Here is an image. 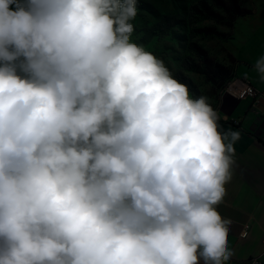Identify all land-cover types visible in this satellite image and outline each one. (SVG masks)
Segmentation results:
<instances>
[{"label":"clouds","instance_id":"1","mask_svg":"<svg viewBox=\"0 0 264 264\" xmlns=\"http://www.w3.org/2000/svg\"><path fill=\"white\" fill-rule=\"evenodd\" d=\"M137 14L0 0V264L230 260L216 206L238 133L131 41Z\"/></svg>","mask_w":264,"mask_h":264},{"label":"crops","instance_id":"2","mask_svg":"<svg viewBox=\"0 0 264 264\" xmlns=\"http://www.w3.org/2000/svg\"><path fill=\"white\" fill-rule=\"evenodd\" d=\"M252 13L238 18L232 49L239 63L236 75L249 78L258 89L255 63L264 56V0H251ZM221 133H238L225 140L232 146L231 179L226 195L216 206L222 218L232 221L228 233L230 260L239 264L251 257L264 259V98H239L224 91L216 110Z\"/></svg>","mask_w":264,"mask_h":264},{"label":"rangeland","instance_id":"3","mask_svg":"<svg viewBox=\"0 0 264 264\" xmlns=\"http://www.w3.org/2000/svg\"><path fill=\"white\" fill-rule=\"evenodd\" d=\"M223 3L240 9L232 24ZM131 41L157 56L193 98H208L217 110L239 59L233 52L238 18L253 12L251 0H137ZM222 21V22H221ZM255 78L264 81L261 73Z\"/></svg>","mask_w":264,"mask_h":264},{"label":"built area","instance_id":"4","mask_svg":"<svg viewBox=\"0 0 264 264\" xmlns=\"http://www.w3.org/2000/svg\"><path fill=\"white\" fill-rule=\"evenodd\" d=\"M225 91L236 95L239 98L252 96L257 101L264 98V89H258L256 85L245 76H234L225 88ZM239 264H264L261 256H255L241 261Z\"/></svg>","mask_w":264,"mask_h":264},{"label":"trees","instance_id":"5","mask_svg":"<svg viewBox=\"0 0 264 264\" xmlns=\"http://www.w3.org/2000/svg\"><path fill=\"white\" fill-rule=\"evenodd\" d=\"M222 6L227 13V17H222L224 23L232 24V22L235 20L236 14H241L240 9H236L233 7V5L223 3ZM236 68L237 67H235L234 72H236Z\"/></svg>","mask_w":264,"mask_h":264}]
</instances>
